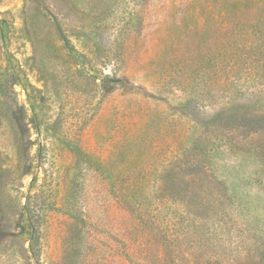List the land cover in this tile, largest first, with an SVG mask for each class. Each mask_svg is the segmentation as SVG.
I'll return each mask as SVG.
<instances>
[{"label":"rangeland","instance_id":"374dc122","mask_svg":"<svg viewBox=\"0 0 264 264\" xmlns=\"http://www.w3.org/2000/svg\"><path fill=\"white\" fill-rule=\"evenodd\" d=\"M0 264H264V0H0Z\"/></svg>","mask_w":264,"mask_h":264}]
</instances>
